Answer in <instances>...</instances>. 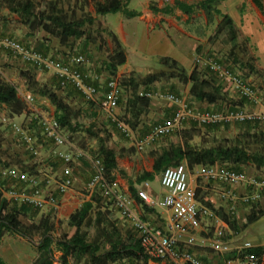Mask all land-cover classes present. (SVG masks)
Instances as JSON below:
<instances>
[{"label": "trees", "instance_id": "1", "mask_svg": "<svg viewBox=\"0 0 264 264\" xmlns=\"http://www.w3.org/2000/svg\"><path fill=\"white\" fill-rule=\"evenodd\" d=\"M91 1L93 2L95 14L104 15L107 13L122 12L127 16L138 15L137 11L127 7L129 0ZM220 1L199 0L196 3H187L185 0H174L172 5L166 4L158 8L151 2L149 7L153 11L164 13H170L173 9H178L189 17L198 9L203 13L207 24L212 23L215 17L218 16L219 20L207 39L211 41L220 40L229 45L228 56L232 60L233 64H230V68L233 71L235 70V65H238L243 70L242 77L244 75L249 76L250 74H254L264 82V69H259L255 65V57L249 51L250 48L247 38L239 34L231 16L218 8L217 5ZM253 1L262 10L263 5L261 0ZM0 7H5L9 13L16 15L19 22L24 24L30 32L41 29L45 33L56 37L60 42L67 41L70 37L75 39L85 37L86 41L94 39V37H90L89 32L86 33V26H92L95 23V18L90 13L85 12L78 17L69 16L55 6L43 2L37 3L34 0H0ZM108 34L112 41V48L107 54L106 60L103 62L107 80L115 77L118 67L126 62V54L120 41L111 31H108ZM2 35L11 36L10 34ZM99 40L102 39L99 38ZM33 48L42 52L39 48ZM42 53L47 55V53ZM240 53L246 56V58H242ZM71 56H65L63 60L53 56L51 57L59 63L68 64ZM24 63L31 65L27 62ZM160 63L162 64V69L154 73H149L141 79L145 88L144 91L151 90L149 86L154 82L177 78L181 84H189L188 93L190 101L188 100V102L190 105L198 101L213 103L226 99V92H224L220 84L221 80L209 70L204 71L193 68L188 73L175 59L168 56H162ZM31 66L39 69L33 65ZM75 66L87 83L97 85L94 77L90 78L84 72L87 69L84 65ZM41 70L47 72L45 69ZM20 75L24 78L26 88L34 97L45 98L53 105L54 118L58 121L61 128L68 133L69 139L74 144L75 142L72 137L78 131L84 133L86 137L95 140V148L86 149L82 146L81 149L101 158L106 175L110 180L114 179L115 171L126 177L124 170L117 165L116 152L109 145L111 134L103 130V128L96 126L95 119L98 108L94 106L93 101L85 100L81 93L70 83H66L63 86L60 85V79L54 73L52 74L54 81L52 82L51 80L52 83L50 85L40 82L36 78L34 70H22ZM121 84H125L128 88L125 94V101L122 104L121 87L118 107L122 104L123 111L117 114L124 123L128 124L132 129H135L139 124L143 110L149 105L150 98L139 95L138 84L131 78L121 81ZM60 91L64 92V95ZM67 97H78V99L84 100L87 105L86 108L74 107L67 100ZM0 104H4L12 115H19L24 110V104L18 97L16 86L5 80L1 74ZM98 107L100 109V106ZM226 107L221 106L213 110H223ZM229 108L235 107L229 106ZM108 122L116 130L115 133L124 137L113 122L109 119ZM263 122L246 121L234 123L239 125L238 129L240 131L237 134L232 137L211 140L208 144H193L191 142L192 136L199 133L198 130L197 133L184 127L175 130L178 131L177 133L181 137L180 141H169L162 148L161 152L154 157L152 170L150 172H141L133 181L129 178L127 179L130 196L145 211L153 212L154 207L150 206L139 196L133 183L152 180L154 175L161 173L164 167L174 166L182 162L186 164L187 169H192L195 166L206 167L220 164L235 171L244 172L240 166L248 164L264 170V131L258 128V125ZM187 123L191 124V129L198 126L192 122ZM230 125H207L200 127L216 129L218 127L229 128ZM150 126L147 128V131ZM29 127L31 134L36 136L37 141L39 140L41 144L44 143L45 138L41 135L36 122L31 121ZM12 130L23 147L22 140L15 133L13 126ZM175 131L157 140L168 138ZM157 140L153 143L157 142ZM47 143L53 146L52 142L47 141ZM25 153L26 159L19 160L21 164L18 165V168L31 174L37 173V164L34 163V157L26 151ZM76 160L87 165L90 176L91 168L89 162L84 158H75L74 161ZM49 162L48 167L51 168L49 173L57 171L63 164L62 159L53 154ZM8 165V163L0 164V166ZM57 167L59 168L54 170ZM246 190L248 191L247 194H250L251 189L246 188ZM261 196L264 199V192ZM195 197L197 200L214 208L211 203L203 200L197 188L195 189ZM111 203L112 200H107L106 197L102 196L100 187L95 189L87 199L68 215L66 223L72 232L70 234L63 233L60 236H54L53 224L49 219L51 213L40 217L38 221H30L32 212H39V209L29 206L26 203L7 201L0 195V241L5 233H13L29 239L38 236L35 255L28 264H54V252L58 253L59 264H126L128 262H132L133 264H148L149 261L159 262L160 260L150 258L145 253L141 246L140 238L127 220L119 214L124 219L125 226L128 225L129 227L123 229L124 226L114 218L111 211V208L114 206ZM246 203H250L251 208L240 223L236 222L233 215L227 212L225 213L222 208L216 210L219 216L227 223L228 227L235 233L241 231L264 215V203L261 207L257 206L258 200H250ZM115 210L117 209L115 208ZM141 217L146 220L144 216ZM253 251L260 255L263 252V247H257ZM0 264L9 263L0 255Z\"/></svg>", "mask_w": 264, "mask_h": 264}, {"label": "built area", "instance_id": "2", "mask_svg": "<svg viewBox=\"0 0 264 264\" xmlns=\"http://www.w3.org/2000/svg\"><path fill=\"white\" fill-rule=\"evenodd\" d=\"M0 50L12 52L23 62L30 63L39 69L52 71L60 79V85L70 83L85 100L97 101V85L87 83L75 66L86 63L83 54L72 55L68 64H62L51 56L35 50L32 46L25 45L15 37L2 34H0ZM193 60L196 65L205 66L225 84L231 86L241 98L253 104L257 103L258 97L255 88L249 81L233 71L230 64H224L211 56L205 58L196 55ZM104 88L103 97L98 103L100 110L114 123L126 139H134V147L139 151L155 140L181 128L187 122L195 123L198 126H207L264 121V112L240 107H226L223 110H201L174 93L146 90L140 91L139 95L149 98L159 96L173 102L176 107L169 119L151 124L145 134L135 137L134 129L124 123L116 112L121 96V85L118 77L115 76L106 80ZM23 99L24 110L22 113L24 117L20 122H13L12 126L22 140L24 150L34 159L40 153L37 138L29 130V123L34 121L45 141L52 142V145L57 148L53 150V154L61 158L63 164L55 172L37 171L33 174L12 165L0 166V195L3 198L7 201L26 203L40 211L45 210L46 206H50L47 211L51 215L58 214L59 200L68 195L73 186L72 164L75 158H84L89 162L91 168V175L83 188L85 194L90 196L95 189L100 187L102 196L106 197L107 200H112V206L136 231L141 246L150 258L158 260L169 258L173 262L171 264H178V262L180 264H212L180 247V245L190 246L193 242L191 237L183 241L174 234L175 230L185 232L188 228L196 227L203 220L214 225H219L222 220L216 211L219 208L210 207L196 199L195 189L191 188L188 182V169L184 162L162 169L160 173V185L164 189L162 197L155 199L145 193H138L150 206L171 211L168 230L155 227L133 209L131 199L120 192L114 180L107 177L99 156L92 155L76 146L53 115L36 108V99L30 92H26ZM59 147L62 149H58ZM203 177L207 181L225 185L221 189L220 199L227 202L230 214L235 211L234 200L237 198L231 190V186L242 184L245 188L251 189L250 194L241 197L245 203L250 200H258L264 192V178L248 176L244 172L235 171L220 164L204 167ZM217 233L220 238L222 231L218 229ZM216 241L218 251L234 254L231 259H227L221 264H262L264 262V241L261 244L244 241L242 244L232 247L220 239ZM257 247H263V252L260 255L253 251ZM56 261L58 262V259ZM126 264L133 263L128 262Z\"/></svg>", "mask_w": 264, "mask_h": 264}, {"label": "crops", "instance_id": "3", "mask_svg": "<svg viewBox=\"0 0 264 264\" xmlns=\"http://www.w3.org/2000/svg\"><path fill=\"white\" fill-rule=\"evenodd\" d=\"M150 1H158V4H155L158 8L163 7L164 5L167 4V3L165 4L163 0H129L127 7L129 9L137 11L138 15L127 16L123 14L122 12L107 13L104 15H99V14L95 15L94 7L90 14L94 16L95 22L97 21L96 20V16H97L98 20L101 22V27H102L101 29H105L106 32L111 31L116 36V38H118L121 45L125 43V38H163L167 41L168 39H170L172 43L171 44L172 51L171 53L165 54L163 56H168L170 58L175 59L181 66H183L187 70L188 73L195 67L196 69L201 70L202 69L201 66L196 65V64L192 66L190 62V53L193 49L192 48L193 43L189 44L185 42L187 38H194V35H192L190 31H186L183 28L184 22L194 21L191 18L193 14L191 15V17H189L188 15L182 13L178 9H173V11L170 13L153 11L149 7L151 3ZM173 2L174 0L168 5H172ZM261 3L263 5L262 10L257 7V5L255 4L253 0H221L217 6L222 12H225L231 16V18L233 19L234 25L236 29L238 30L239 34L247 38L250 51L252 55L255 57V65L259 69H264V0H261ZM179 13L182 14L183 16L182 18H178ZM109 14H112V16H109ZM12 15L15 18L11 19L10 16H8L7 18H0V33L1 34H10L11 36L15 38H31V46L37 43L38 38L39 39L40 38H53L47 34H42L41 36H39L38 30L30 32L24 24L19 22L18 17L16 15L14 14ZM215 20L217 23L219 20V17L216 16L214 21ZM214 27L212 28V30L214 29ZM152 33H154V37H150ZM175 38H176L175 42L178 41L177 43H179V46L174 44L175 42L173 40ZM46 45L48 44L46 43L40 46L42 48L40 50L44 53L46 52V48H45ZM123 45L125 47V44ZM124 51L126 54V62L120 65L118 69L120 72L129 73L130 71L135 70L134 68H136V65L130 62L125 48H124ZM0 55L3 56V51H0ZM47 55L52 56L49 53ZM211 57H214V55ZM47 72L48 73L36 72V78L40 82L50 85L54 81L52 79L53 72L52 71H47ZM84 72L90 78L94 77V80L96 81V84L98 87V94L96 96L97 101L94 102V106L98 108V112H99L100 109L98 107L99 106L98 103L103 97V93L105 91V88H104L105 82L107 79L106 77H102V75L99 73L97 69L92 70L91 68L89 69L87 68ZM236 72L239 75L242 74L240 70H237ZM1 75L5 80L11 82L12 84H14L15 77H17L20 81L23 80L22 79L23 77L21 78L19 76V72L17 71H15V73L10 76H8L6 72H1ZM253 76L257 77V80H260L259 85L262 86L263 87L262 90H264V82L257 75L250 74L249 76H247L248 78L247 79L245 78V79L249 81V83H251V85L255 88V86L250 81L253 79ZM172 82L173 80L170 82L163 80V81H157L154 84H150V85L151 87L152 85H155V87L157 88L155 92H159V93L172 92V93H175L181 96L182 98H185L188 101L189 100V93H188L189 84L187 85L177 84L174 82H173L174 84H171ZM21 83L25 86L23 82ZM226 85L228 87V90L226 91L228 92H226V99L224 101L213 102V103H206V102L198 101V102H193V106L201 110H213V109L220 108L221 106L223 107L234 106V107L244 108L247 110H255L258 112H264V98L261 97V94H263V91L259 93L258 95L259 99L257 103L253 104L247 101L246 99L241 98L231 88V86H229L228 84ZM151 91L153 90L151 89ZM26 92H28V90H26ZM35 101H36L35 103H36L37 109L48 112L49 114L53 115L54 107L53 105H51V103L47 99L40 98L39 101L37 100ZM175 107L176 106L173 102H170L169 100L165 98H162L159 96L151 97L149 101V105L143 110L139 124L134 129L135 137H138L140 136V134L145 133L147 131V128L151 124L158 122V121L169 119L173 115ZM14 117L15 119L16 117L17 118L22 117L23 119L24 114L21 113L19 115H14ZM188 124L189 123H185L181 127L185 128ZM229 129H230V126H229ZM235 131L237 130H234V132ZM175 138L177 139L176 141L172 137L173 142L180 141L181 137L179 136V134H176ZM37 143H38V146H40L39 149H41L42 145L40 141L38 140ZM44 143L48 144L47 141H44ZM44 143L42 144L44 145ZM109 145L116 152V155H117L116 159H117L118 167L123 169L125 172V176H127V178H124V176H122L119 172L115 171L114 172L115 179L113 180H114L116 187L120 190L122 194H124L125 196L131 199L133 209L140 216H144L146 220L149 221L153 226L164 229V230H168L171 211L164 209V208H158V207H154L153 212L145 211V209H143V207L130 196V193L128 191V181H127L128 178L133 181L135 177L143 171L150 172L152 170L154 157L158 153L161 152L162 148L166 145V143L163 142L162 144H159L156 142L153 144H149L145 146L143 150L139 151L134 147V139H125L121 135L114 133L112 137L110 138ZM51 156L52 155L50 154L48 157V161L50 160ZM34 163H37V162L35 161ZM134 166H135V172H138V171L139 172L136 176L134 177L132 176L130 178V176L132 175V170ZM203 168L204 167L202 166H195L192 169H190V171L195 172L193 175H189L188 173V182H189L190 187L193 189H196V188L199 189V194L202 195L203 200L206 201L207 203H211L213 206H216L217 202L220 200V203H218V205L223 206L225 202L220 199L222 190L221 189L215 190L205 184V183L208 184V181L205 180V178L203 177V172H202ZM50 169L51 168L48 166L44 167L42 165L37 164V171L48 173L50 172ZM86 170L87 172L84 170V167L82 166L80 161L76 160L73 162L72 164L73 186L70 192L68 193V195L64 196L63 198L59 200L60 206L58 209V214L62 212L61 211L62 209H67L66 207H74V209L78 207L77 199L81 195V192L77 190L76 183L77 182L79 183L82 179L85 178L84 184H83V188H84V185L89 178L88 168ZM152 180H156L160 183V173L155 174ZM144 182L145 181L141 183H133V186L138 191V193H145L147 196L156 199V197L152 196V193L150 191H148L146 188L142 186ZM161 192L162 194H164V189H162ZM82 196H84L85 199L89 197L86 194L84 195L82 194ZM46 207L47 208L43 210L44 212H46L47 209L50 208V206H46ZM238 219H239L238 217L235 218L237 223H239ZM249 226L235 233L232 229L228 227L227 223L223 219L221 220L219 225L218 224L214 225V224H211L210 222L203 220L196 227L188 228L185 230V232L175 230L174 234L177 236L178 239L183 240V241H185L188 237L192 238L193 242L190 246L180 245L181 248L188 250L193 255L197 256L198 258L204 261L210 262L212 264H221L225 260L229 259V258H226L228 257L229 254H223L222 252L221 253L217 252L218 246H217L216 240L219 239V236L217 235L218 229L223 232L224 236L225 235L227 236L226 238L227 242L226 241L225 242L232 247V246L240 245L244 242L242 241L241 243L236 244L238 240L237 235L240 234V232L242 234L245 232L248 233ZM6 237L7 235L4 234L0 241V255L2 256L3 259L6 257V259L4 260L8 262L9 264H17L11 261V259L7 257L6 253H3L4 251L3 241L6 239ZM248 239L251 240V242L254 244L263 243V242H259L260 240L256 239L255 237H252V239L250 238ZM167 263L171 264L173 262L169 258L162 259L159 262L158 261L148 262V264H167ZM178 264H180V262H178Z\"/></svg>", "mask_w": 264, "mask_h": 264}, {"label": "rangeland", "instance_id": "4", "mask_svg": "<svg viewBox=\"0 0 264 264\" xmlns=\"http://www.w3.org/2000/svg\"><path fill=\"white\" fill-rule=\"evenodd\" d=\"M37 3L43 2L46 4H49L51 6H55L65 12L69 16H75L78 17L82 13H91L93 9V2L91 0H34ZM164 3L169 4L173 0H163ZM199 0H185V2L188 3H196ZM154 4H158V1H150ZM227 4V3H226ZM97 15V14H95ZM8 16L11 17V19L15 18L11 13L8 12V10L5 7H0V18H7ZM109 16H112V14H109ZM182 14L179 13L178 18H182ZM194 21L191 22H184L183 28L186 31H190L192 35H194V38H187L185 40L186 43H193L192 44V51L190 53V62L191 65L194 66V60L193 58L196 55H201L202 57L207 58L208 56H213L219 59L224 64H233L231 58L228 56V50L229 45L225 44L223 41L215 40L211 41L208 40V36L210 35L212 28L214 27L216 20L213 23L207 24L204 20V16L202 12L198 9L193 13V16L191 17ZM15 20V19H14ZM96 22L92 26H86V30L88 34H90V37H94L93 40L86 41L85 37L81 38H72L70 37L67 41L60 42L56 37H53L47 33H45L43 30L38 29V34L41 36L42 34H47L53 38H38L37 43L35 45H32L35 48L42 49L40 46L42 44H48L45 46L46 52L52 55L53 57L59 58L63 60L65 56L69 57L72 54L76 53H82L85 57L86 63L84 66L86 68H91L92 70L97 69L99 73L102 75V77H106L105 70L103 68V62L107 58V54L109 53L110 49L112 48V41L110 38V35L108 32L105 31V29H101V22L98 20V17L96 16ZM155 33V32H154ZM154 33L151 34L150 37H154ZM102 39V40H99ZM28 46H31V38H16ZM30 40V41H29ZM41 40V41H39ZM173 40V39H172ZM176 41V38L173 40ZM39 42V43H38ZM178 42V41H177ZM175 42V45L179 46V43ZM125 44V47L124 45ZM123 49L125 48L126 53L128 54L129 60L132 64L136 65L135 70L130 71L129 73H123L120 72L118 69V73L116 76L118 77L119 81L127 80L129 78L133 79L138 84V90L142 91L144 90V85L141 81V79L149 74L154 73L162 69V64L160 63V58L168 53H171L172 47H171V41L170 39L165 40L163 38H125V43H123ZM181 45V44H180ZM52 51V52H51ZM250 51V49H249ZM251 52V51H250ZM242 58H246V56L241 55ZM202 67V69L208 70L203 65H199ZM200 67V68H201ZM196 68V67H195ZM25 69L34 70L36 72L40 73H48L41 69H36L32 67L31 65H28L24 63L17 55L13 54L9 51H3V56L0 55V74L1 72H6L8 76L13 75L15 71L20 72ZM201 69V70H202ZM237 70H240L241 73H243V70H241L238 65H235V72ZM244 78H248L244 75ZM20 81L17 77H15L14 85L18 88V97L24 104L23 96L26 93V85L24 86L21 82L25 84L24 78ZM177 84H181L178 82L177 78H172L169 80H166L168 82L172 81ZM252 84L255 86V90L257 92V97H259V93L264 90H262V86H260L259 82L260 80H257V77L253 76V79L250 80ZM171 84H174V83ZM155 83V82H154ZM153 83V84H154ZM220 83V82H219ZM221 86L224 90V92H228L227 85L221 80ZM122 87V104L125 101L126 93H127V86L125 84H121ZM149 89H152L153 91H156L155 85L149 86ZM28 92H30L28 90ZM61 92V91H60ZM31 93V92H30ZM64 95V92H61ZM32 94V93H31ZM261 94V97L264 98V95ZM33 95V94H32ZM263 95V96H262ZM35 99L37 101L40 100L39 97L35 96ZM259 99V98H258ZM67 100L70 101V104L74 107H85L86 108V102L82 99H78V97H67ZM234 100V99H233ZM236 100V99H235ZM237 101V100H236ZM122 104L119 105V108L117 109V113H121L123 111ZM22 120V117H19L15 119L14 115H12L8 108L4 104H0V164L2 163H8L12 166H17L21 164L19 160L26 159V153L24 151V148L20 144L18 138L14 134L12 130L11 123L13 122H20ZM95 123L97 127L103 128L106 132H109L112 135L116 132V130L112 127V125L108 122V119L106 115L99 110L97 113V117L95 119ZM191 124H188L185 128H188V130L192 132H196L197 130L199 133L192 136L191 142L193 144H208L211 140L214 139H221L223 137H232L235 134H237L240 130L238 129V124H231L230 129L225 127H218L216 129H209L205 127L200 126H194V129L190 128ZM259 130L264 131V122L260 125H258ZM229 129V130H228ZM234 130H237L234 132ZM178 134L177 131H175L174 134H172L170 137L165 139L157 140V143L162 144L168 143L169 141H172L173 139L176 141L175 135ZM73 140L75 142V145L82 148V146L86 149H91L96 147V142L94 139H90L85 136L84 133L81 131L76 132L73 134ZM173 142V141H172ZM156 143V142H155ZM41 149L39 155L35 158L36 164L42 165L44 167L48 166L50 162L48 161L49 155L53 154V150L57 149L55 146H51L50 144L44 143L41 144ZM58 149H62V147H59ZM54 155V154H53ZM82 166L84 167V170L87 172V165L83 162H81ZM56 166V165H55ZM241 170L244 171V173L248 176H254L256 178H264V170L255 168L253 165H242L240 166ZM59 167L55 168L54 170L58 169ZM139 172V171H138ZM138 172H135V166L132 170V175L136 176ZM203 172V170H202ZM189 175H193L195 172L188 170ZM114 178V177H113ZM124 178H127L124 177ZM85 179V178H84ZM84 179H82L79 183L77 182V190L81 192V195L78 197L77 202L79 206L84 200L85 197L82 196V194H85V191L83 189ZM115 179V178H114ZM200 180V179H199ZM206 185L210 186L211 188L215 190H220L225 187V185L217 182H211L208 181V184ZM142 186L146 188L148 191L152 193L153 197L160 198L162 197V189L163 187L160 185V183L156 180H147L145 181ZM231 190L236 194V200H234L235 205V211L233 214L229 213L227 202L223 206H219L218 203H220V200L217 202V205L214 206L217 208H222L225 213L227 212L230 215H233L234 218H239L238 222L240 223L242 219L248 214L251 208L250 203H245L241 200V197H243L245 194L248 193L246 188L242 184H237L234 186H231ZM264 203V199L262 196L258 199L257 206L261 207ZM256 206V207H257ZM67 209H62L61 213L59 214H52L50 215V221L53 224V235L54 236H60L63 233L70 234L72 231L69 230L66 220L68 215L74 210V207H66ZM69 208V209H68ZM111 208V207H110ZM111 211L113 213V216L115 219L119 221L121 225H123V229L129 228L128 225L124 222V219L119 215L117 210H115L114 207L111 208ZM49 214L50 212L47 211ZM44 211L39 212H32V216L30 221H38L40 217H43L47 214ZM25 221H28L27 219H24ZM264 216H262L259 220L254 222L248 227V233H241L237 235V242L241 243L242 241H251L248 238L252 239V237H255L256 239H259V242L264 241ZM7 235L6 239L3 241V253L7 254V257L11 259L14 263L17 264H28L29 261L34 257L35 255V246L36 242L38 240V236H34L33 239L24 238L17 234L13 233H5ZM236 235V234H235ZM227 236L222 235L220 236L221 241H226ZM218 253L223 254H229L228 257L231 259L234 254L230 252H223V251H217ZM54 259L55 264H59V262L56 261L58 259V253L54 252ZM5 254V255H6ZM9 254V255H8ZM4 256V255H3ZM5 257V256H4ZM6 259V257L4 258ZM264 263V262H263Z\"/></svg>", "mask_w": 264, "mask_h": 264}]
</instances>
